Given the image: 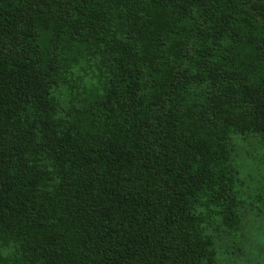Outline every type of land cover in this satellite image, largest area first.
Masks as SVG:
<instances>
[{
	"label": "trees",
	"instance_id": "trees-1",
	"mask_svg": "<svg viewBox=\"0 0 264 264\" xmlns=\"http://www.w3.org/2000/svg\"><path fill=\"white\" fill-rule=\"evenodd\" d=\"M245 139L264 0H0V264H214Z\"/></svg>",
	"mask_w": 264,
	"mask_h": 264
},
{
	"label": "rangeland",
	"instance_id": "rangeland-1",
	"mask_svg": "<svg viewBox=\"0 0 264 264\" xmlns=\"http://www.w3.org/2000/svg\"><path fill=\"white\" fill-rule=\"evenodd\" d=\"M241 176L240 224L232 232L214 229V264H264V151L252 139L239 140Z\"/></svg>",
	"mask_w": 264,
	"mask_h": 264
}]
</instances>
